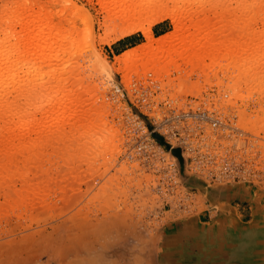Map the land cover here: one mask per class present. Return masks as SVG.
I'll list each match as a JSON object with an SVG mask.
<instances>
[{
  "label": "rangeland",
  "instance_id": "1",
  "mask_svg": "<svg viewBox=\"0 0 264 264\" xmlns=\"http://www.w3.org/2000/svg\"><path fill=\"white\" fill-rule=\"evenodd\" d=\"M0 59V241L74 227L80 264L136 243L144 264H200L241 219L228 202L263 199L264 0H0ZM202 110L221 129L163 138Z\"/></svg>",
  "mask_w": 264,
  "mask_h": 264
},
{
  "label": "crops",
  "instance_id": "2",
  "mask_svg": "<svg viewBox=\"0 0 264 264\" xmlns=\"http://www.w3.org/2000/svg\"><path fill=\"white\" fill-rule=\"evenodd\" d=\"M256 192L253 196L255 200L256 196L261 195L258 191ZM262 195L263 199L260 198L257 203L241 197H234L228 202L233 207H237V213L241 219L234 221L232 224H220V226L227 228H230L231 224L233 228L228 235L225 233L227 231L222 229L224 233L222 242L219 241L220 239L217 241L218 248L215 251L207 253L202 251L201 256L204 255L203 257L207 259V262L201 261L200 264H264V194ZM234 200L237 201L233 202ZM245 200L248 203L247 206L242 204ZM252 206L253 210H251ZM245 209L246 215H243ZM249 209L253 212L251 217L249 216ZM122 224L123 229H119L122 230L121 232L114 228L116 224H111L110 235L113 233L123 234L128 223L123 221ZM57 226L55 224V227ZM71 226H73V223H71ZM52 230L46 229L42 233L38 231L27 232L1 240L0 264H80L78 251L76 250L77 245L72 243V234H74L73 231L76 232L75 228L72 227L69 234H64L62 229L56 230L57 232H52ZM229 239L231 246L227 247L226 242L229 243ZM135 241L137 242V238ZM139 246L140 244H135V251L128 257V261L126 257L116 253L110 255L109 259H106L102 264H144ZM86 247L87 250L91 248L90 245ZM256 260L257 262H255ZM94 261L88 255L83 263L94 264Z\"/></svg>",
  "mask_w": 264,
  "mask_h": 264
},
{
  "label": "built area",
  "instance_id": "3",
  "mask_svg": "<svg viewBox=\"0 0 264 264\" xmlns=\"http://www.w3.org/2000/svg\"><path fill=\"white\" fill-rule=\"evenodd\" d=\"M212 113V111L202 110L198 112H185L177 116V119L178 121H180L179 123H181L182 126L185 125L186 127H189V129L192 131L191 134L195 133V135L191 137H188L187 135L181 136L178 130L167 127V121L163 120L161 123V125L164 127L163 138L165 137V139H169L171 141L176 140L179 145L192 144L189 142H192L191 140L193 139H195L196 142L197 140L198 142H201L204 139L202 138V136L205 130L215 131L221 129L220 121L217 117L213 115L214 113ZM188 140L190 141L188 142ZM135 144L137 150L136 152L141 155L146 151H149L154 154V150L160 149V147L156 144L155 140L150 137V133H148L147 135L143 133L141 136L138 137ZM165 144H167L168 149L171 147V143L165 142ZM159 158L162 162H165L166 160L163 155H160ZM171 163H169L170 166L173 165Z\"/></svg>",
  "mask_w": 264,
  "mask_h": 264
},
{
  "label": "bare ground",
  "instance_id": "4",
  "mask_svg": "<svg viewBox=\"0 0 264 264\" xmlns=\"http://www.w3.org/2000/svg\"><path fill=\"white\" fill-rule=\"evenodd\" d=\"M120 4H121V3H120ZM126 4H127V3H126ZM121 5H122V4H121ZM120 7H121V6H120ZM127 9H128V8H127ZM137 10H138V9H137ZM134 11H135V10H134ZM120 12H121V11H120ZM128 12H129V11H128ZM122 13H123V12H122ZM131 15H132V14H131ZM131 15H130V16H131ZM161 18H162V17L158 18V19H157V22L160 21ZM163 18H164V17H163ZM41 20H42V19H41ZM41 22H42V21H41ZM36 23H38V25H37L38 28H35V29H37V32H38V29H39V30L42 29L44 32H46V28H47V27L44 28L43 26H41L40 23H39V20H38V22H36ZM41 24H42V23H41ZM33 25H34V24H33ZM39 26H40V28H39ZM33 27H36V26H33ZM33 27H32V28H33ZM32 28L29 29V31L34 32L33 30H35V29H32ZM140 29H142V31H146V29H145L143 26H142V27H141V26H138V27H134V28L127 29V31H124L123 33L120 32L122 35H121L120 33H119V34L121 35L120 37L123 38V37H126V36H128V35H130V34L136 32V31L140 30ZM40 31H41V30H40ZM43 31H41L40 33H43ZM37 32L35 31V36H36V37H34V38H36L35 40H38L37 37H39V35H38V36L36 35ZM38 33H39V32H38ZM38 33H37V34H38ZM145 33H147V31H146ZM40 35H41V34H40ZM43 35H44V34H43ZM146 35H147V34H146ZM41 36H42V35H41ZM147 36L149 37V39H151L150 34H148ZM43 37H45V36H42V38H43ZM166 37H167V36H166ZM40 38H41V37H40ZM42 38H41L40 41L38 40V42H41V41L45 40L47 37H46L45 39H42ZM117 38H118V37H117ZM162 38L165 39V37H162ZM160 39H161V38H160ZM160 39H159V40H160ZM164 39H163V40H164ZM166 39H167V38H166ZM166 39H165V40H166ZM35 40H34V42H36ZM159 40L154 41V44H155L156 48H158V47L161 46V44H162V43H161L162 41H159ZM165 40H164L163 42H165ZM32 41H33V40H32ZM45 41L48 42V41H50V40L46 39ZM45 41H43L44 43L41 42V44H42V45H43V44H46ZM53 41H54V40H53ZM150 41H151V40H150ZM50 42H52V41H50ZM39 44H40V43H39ZM41 44H40V45H41ZM48 44L50 45V43H48ZM51 44H53V42H52ZM149 44H150V43H149ZM149 44H148L147 46H149ZM46 45H47V44H46ZM145 45H146V44H145ZM162 45H163V44H162ZM150 46L152 47V44H151ZM41 47H42V46H41ZM41 47L38 46L37 48L40 49V51H42V49H44V48H43L44 45H43L42 48H41ZM45 47H46V46H45ZM50 47H52V45H51ZM151 47H150V48H151ZM47 48H48V46H47ZM47 48H45L44 51H43L44 53H46L45 51H47L46 54H48V50H49V48H48V49H47ZM152 48H155V47H152ZM152 48H151V49H152ZM46 49H47V50H46ZM26 50H27V49H26ZM152 50H153V49H152ZM36 51H37V50L35 49V52H34V53L37 54L38 52H36ZM38 51H39V50H38ZM44 53H43V54H44ZM44 55H45V54H44ZM2 56H3V55H1V58H3ZM40 56H41V55H40ZM42 56H43V55H42ZM45 56H47V55H45ZM12 57H13V56H12ZM7 58H8V60H9L11 57L8 56ZM42 58H45V57L43 56ZM47 58H48V56H47ZM47 58H45V60H44V59H42V60H44V62H45L46 60L49 59V58H48V59H47ZM0 60H1V59H0ZM11 60H12V59H11ZM9 61H10V60H9ZM48 61H49V60H48ZM0 71H1V70H0ZM2 79H3V78H2ZM2 79H0V80H2ZM2 81H3V80H2ZM0 82H1V81H0ZM0 90H1V89H0Z\"/></svg>",
  "mask_w": 264,
  "mask_h": 264
},
{
  "label": "trees",
  "instance_id": "5",
  "mask_svg": "<svg viewBox=\"0 0 264 264\" xmlns=\"http://www.w3.org/2000/svg\"><path fill=\"white\" fill-rule=\"evenodd\" d=\"M129 38V37H128ZM125 39H127V38H125Z\"/></svg>",
  "mask_w": 264,
  "mask_h": 264
}]
</instances>
